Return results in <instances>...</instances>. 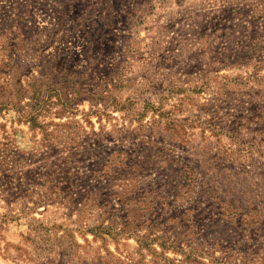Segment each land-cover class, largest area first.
Listing matches in <instances>:
<instances>
[{
	"label": "rangeland",
	"instance_id": "rangeland-1",
	"mask_svg": "<svg viewBox=\"0 0 264 264\" xmlns=\"http://www.w3.org/2000/svg\"><path fill=\"white\" fill-rule=\"evenodd\" d=\"M0 264H264V0H0Z\"/></svg>",
	"mask_w": 264,
	"mask_h": 264
}]
</instances>
